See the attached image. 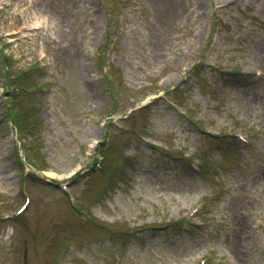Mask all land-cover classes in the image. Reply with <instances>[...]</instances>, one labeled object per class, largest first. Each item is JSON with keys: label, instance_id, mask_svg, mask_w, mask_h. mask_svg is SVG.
<instances>
[{"label": "rangeland", "instance_id": "rangeland-1", "mask_svg": "<svg viewBox=\"0 0 264 264\" xmlns=\"http://www.w3.org/2000/svg\"><path fill=\"white\" fill-rule=\"evenodd\" d=\"M0 264H264V0H0Z\"/></svg>", "mask_w": 264, "mask_h": 264}, {"label": "bare ground", "instance_id": "bare-ground-1", "mask_svg": "<svg viewBox=\"0 0 264 264\" xmlns=\"http://www.w3.org/2000/svg\"><path fill=\"white\" fill-rule=\"evenodd\" d=\"M42 16H34V17H31L29 20H28V22H27V24L29 25H27L28 27H37V26H41V25H43V27L45 28L46 27V25H48L49 23H48V20H46V18L45 17H42ZM26 23H24L23 25H25ZM22 25V24H21Z\"/></svg>", "mask_w": 264, "mask_h": 264}]
</instances>
